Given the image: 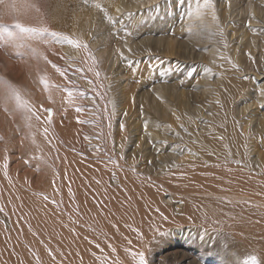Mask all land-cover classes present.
<instances>
[{
	"label": "rangeland",
	"instance_id": "rangeland-1",
	"mask_svg": "<svg viewBox=\"0 0 264 264\" xmlns=\"http://www.w3.org/2000/svg\"><path fill=\"white\" fill-rule=\"evenodd\" d=\"M186 1H188V3ZM254 1L255 0H226V1L225 0H212L211 7L205 8L203 0H193V2H195L197 4V6H196L197 10L194 11V8L192 9L190 7L193 4L192 0H42V8L41 9H42L43 13H41V16H42V18H44L45 22L50 27V29L53 32L58 33L59 35L58 36H52L51 35L49 37V39L46 40L45 37L38 34L37 35L38 38H36L37 41H39L38 43L40 45L46 47V48H49V50L43 49L40 52L34 53V55L37 58L38 63L41 66L40 75L42 78L45 77L46 73H51L52 75L56 76V72H57L55 69L51 70V69L47 68L48 65H51V64L47 63L45 61L44 57H47L48 61H51V62L53 61V63L58 65L62 70H66L65 71V78L72 82V87L74 86V90L76 91L74 93V96H75L74 98L81 100L80 101L81 103L84 101L83 102L84 104L82 103L81 105L88 106V107L91 105V108L94 106L93 108H95V109H96V105L99 103L97 105V107H100V108H98L99 109L98 113H101V114H99L100 118L105 115V112H104V114H102L103 109H104L103 106L105 108L107 107L108 112H109L108 103L110 101L114 102V106H115L114 109L115 110L109 112L110 120H108V122H111V123L107 122V124H106L105 120H102L101 122L103 124L101 123L102 124L101 126L103 127V126H105V124H106V126L109 125L108 127H103V128H106V129L108 128L107 134L111 130V132H112L111 136H112V139L114 142L113 145H115V147L117 145H119L121 142H125L128 139V136H130L132 141L124 149L122 155L127 156V157H131V159L133 161H135L136 163H138V161L141 160V162H143V164L146 165L151 170V172H152L151 174H155V176H158L161 174V171H162L161 169L163 168V164L164 165L167 164L164 161V158H167V159L169 158L168 159L169 162H171V164L176 165V166L180 165L182 163L180 161V159L182 158L183 153H185L186 151H185L184 147L182 145H180V144H182L180 141H181V138L185 137L184 136L185 134L183 135L182 133L183 132L187 133V131L186 130L184 131V129H183V132L180 133V131H179L178 133H176V130H174L175 126L178 125V123L180 122L181 117L186 119V120L189 119L188 121L193 123V125L195 122L196 125H194V126H196V128L194 127V130L196 132H201V131L206 132L207 129H203V128L204 127L206 128L207 124L203 118H205L207 115V112H205L207 107L205 105L208 104L210 95H208V94H206L207 96L203 95V93H201L202 92L201 90H202V88H205V87H203V85L205 86L208 84V87H210L209 83H212L211 85H214V82H217V80H218L216 78L221 77V75H222L221 73L225 72V70L223 71L221 69H216L217 67L216 68L214 67L209 71L208 68H211L213 66L208 65V67L206 68L204 66L205 64L203 63V61H202V63H200V61L204 55L203 53H206V50L204 48L201 50L202 45L201 46L199 45L201 43H198L197 41H196V45H195V43H193L194 39L192 37H193V35L198 34V33L194 32L197 30V28H198V30L196 32H198V31L201 32L202 29L203 30L207 29V31L204 30L201 33L203 34V32L206 31L204 34L207 36V39L209 38V41H211V39H213L212 41H215L216 45L221 46V47L219 46L220 49L222 48V46H225L221 49L222 55L224 53H226V55H228V54L232 55L234 51L235 52L233 55H235V53L238 54L239 51H240L239 52L240 55L243 53L242 56H237V57H241V58H239V60H240L239 63L241 65L240 64L239 65L242 68H244V70L246 71V72L244 71L245 74L241 73V75L244 74L243 77L245 76L247 79L246 82L244 81L245 86H246V83L249 84V82H251L252 85L255 83L254 87L255 86L259 87L260 85H261V87L263 86V84H264V73L261 72L262 70H260V69H264V68H262V67H264V65H263L264 64V51H263L264 50L263 49L264 48V44H263L264 43V37H260V36L262 35V33H263L262 36H264V31L262 32V30H264L263 29L264 28V19H263L264 15L261 16V19H259L260 18L259 17L257 19V21H254L251 19L253 17V13H254V7H255ZM258 1H261V0H256L257 4H258ZM44 2L46 4L47 10L43 6ZM223 2H225V3L223 4ZM225 4H227V5H225ZM97 5H100V7H97ZM187 5H189V7ZM222 5L224 6L225 11H224V9H222L223 8ZM240 5H241V7H240ZM199 6L202 9H200ZM226 6L230 7L231 9L229 8V10H228V7H226ZM236 6H238V7L236 8ZM198 8H199V11H198ZM226 9L228 10V12H226ZM165 10H166V12H165ZM184 10L185 11L187 10L188 12H190L191 16L192 15L195 16L198 13V15H196L197 16L196 18H198L200 22H206L207 21V22L215 23L216 25L218 23V25L217 26L215 25L213 27L209 26L208 28H210V29L204 28L203 26L206 27V24H201V25L198 24V22H199V21H197L198 19L196 20V18L192 16V18H195V20H196V25H195V27H193L192 25H194L195 20H192V22L194 21L192 23L191 22L192 18L189 17V13L187 11L185 13ZM192 11H194V13L195 12L196 13L192 14L193 13ZM216 11H217V13H216ZM129 13H131L132 15L129 16ZM169 13H171V14H169ZM187 13H188V15H187L188 19L185 16ZM213 13L216 17L218 16L219 21L217 20V18L214 19L215 16H213ZM229 13H231V14H229ZM222 14H224L223 18H222ZM232 14L234 17L232 16ZM219 15H221V17ZM225 17H227V18H225ZM157 18H159V19H157ZM229 18H231V19H229ZM247 18H248V20H247ZM200 19H202V20L204 19V20L201 21ZM214 20L217 22H215ZM243 20H245V21H243ZM185 21L188 22V24L184 23ZM253 21H254V23H253ZM236 22H238V26H239L238 30L239 31L237 32L238 34L233 33V35H232V33L229 30V27L232 26L230 24H233ZM42 23L43 22L41 21L40 25H42ZM183 25H184V27L187 25H189V26L185 27L186 28L185 29L183 27ZM197 25H199V26H197ZM190 26H191V30L189 28ZM196 26H197V28H196ZM200 26L202 27L201 30L199 29ZM214 27H216L217 29L216 28L214 29ZM250 27L251 28L253 27L252 29H254V30H251ZM220 28H222V29H220ZM246 28L249 30V33L252 34V35H248L249 38L246 37L247 40H246L245 36L242 37V35L244 33L243 31L246 30ZM214 31H215V33H214ZM190 32L192 33L191 34L192 36L190 35L191 37L188 36V34H190ZM193 32H194V34H193ZM219 32H221V33H219ZM222 32H223V34H225L226 39H225V36L224 37L221 36ZM201 33H199V34L202 35ZM208 34H211V37ZM213 34H215V35L218 34V36H215ZM259 34H260V36H259ZM212 36H215V37H212ZM252 36L256 38V39L254 38L253 42H252ZM64 37H68V38H71V39L78 41L80 43L81 47L77 48L73 45L68 44L66 42V40H64ZM216 37L219 39H216ZM240 37H242V38H240ZM190 38H192V39L190 40ZM236 38L237 39L240 38V39L236 40ZM164 39L165 40L170 39L171 41H174L173 46H174V44H175V46H174L173 50H175V47H177L176 46L177 43L180 46V47L179 46L178 47L182 50V53L181 52L179 53V50H180L179 48H177L178 50L176 49L178 52L176 50L173 51V54L171 55V58L169 59L170 62H172V63H170L169 60H167V58L164 55L163 45L166 46V44H165L166 41ZM161 40H164L165 43H164V41L161 42ZM217 40L219 42L222 41L221 44ZM257 40H258V43L256 44ZM245 41H247V42L250 41V43H247L248 45L246 44L247 45L246 46ZM251 42L253 44L252 46H251ZM254 42H255V44H254ZM204 43H205L204 44L205 48H208V45H207L208 42H204ZM159 44H161V45H159ZM85 45H86V47H85ZM226 45H227V47H226ZM255 45H256V47H254ZM228 46H229V48H228ZM241 46H242V48H240ZM225 48L227 51L225 50ZM129 49L131 51H129ZM240 49H243V50H240ZM228 50L232 51V54ZM244 50L246 53L244 52ZM252 50H253V53H251V54H253V56L250 54V52ZM55 52L60 53L59 56L56 58V60L52 58L54 55H56ZM175 52H176V55H175ZM247 52H249V53H247ZM259 52H262L263 54L259 53ZM201 53H202V56H201ZM179 54H180V59L178 58ZM181 54H182V57H181ZM244 54H247V55L245 56ZM260 54H262V56ZM194 55L196 58L194 57ZM226 55L224 54V57ZM199 56H201V57H199ZM251 56L253 59H251ZM255 57L256 58L259 57L258 60ZM197 58L198 59L201 58V59L196 60ZM242 58H244V59H242ZM254 58L257 61H255ZM260 59H262L263 63L261 62ZM241 60H244V62H242ZM259 60H260V64L257 63ZM254 61L256 63H254ZM69 62H70V64H69ZM191 62H192V65L195 62L193 66L191 65ZM196 62H198V63H196ZM204 62L206 63L205 60H204ZM79 63L83 64V69L85 71V77H82V76H81V78L77 77V75L71 69V66L74 69L79 67V65H78ZM163 63L166 64V65L164 64L165 67H168L170 64V67L165 68V69H167V70H165L164 66L161 67ZM242 63H244L243 64L244 66L242 65ZM186 65H187V68L184 69V73H185L184 74L183 73V67L184 66L186 67ZM200 65H201V69H200ZM245 65H247V69L245 68L246 67ZM43 66H44V69H42ZM151 66H153V67H151ZM254 66L255 67L258 66V68L259 67H261V68L256 69ZM178 67H179V69H178ZM188 67H189V70L187 73L186 69H188ZM192 67H194V69ZM162 68H163V70H162ZM195 68H198L197 71ZM250 68H252L253 70L255 69V70L253 71ZM169 69L172 72L171 74L167 73V72H170ZM202 69H205V71L204 70L202 71ZM213 69H215V70L213 71ZM45 70H46V72L43 73V71H45ZM54 70H55V72H54ZM193 71L196 72V74H197L196 76L193 75V74H195ZM255 71L256 72L259 71L258 72L259 78L256 76L258 73H255ZM164 72H166V75ZM202 72H204L205 74H203ZM207 72L210 73V75L208 74L209 76L206 74ZM214 72H215V75H213ZM249 72L250 73L253 72V73L250 74ZM97 73H99L98 76H97ZM153 73H155V74L152 77L151 74H153ZM176 73H179L182 75L184 74V76H182V75L180 76L179 74L177 76ZM211 73L214 76V78L211 76ZM254 73L256 75H254ZM173 74H174V76H171ZM217 74H219V75H217ZM250 75H252V76H250ZM93 76H96L98 78L97 82H95V80L93 79L94 78ZM158 76H159V78H157ZM186 76H189V77H186ZM201 76H202V79H201ZM247 76H249V77H247ZM253 76L254 77L256 76L258 80L256 78L254 79ZM165 77H167V78L164 80ZM183 77H186V78H184L185 81L183 80ZM187 78H189V79H187ZM192 78H193V80H191ZM208 78L210 80H208ZM148 79H150L151 82H149ZM157 79H161V80H157ZM177 79L178 80L180 79L181 81H178ZM249 79H251V80L248 81ZM152 80H153V82H152ZM168 80H169V82H168ZM260 80H261V82H263V84L260 82ZM77 81H79V82H77ZM161 81L163 82L162 84H161ZM170 82L171 83L174 82L172 84L174 86L173 89H175L177 91L175 93H178V95H180V96H181V94L183 95V93H185L183 95L184 96L183 98L181 96V103H182V99L185 100L186 107H184V105L181 104V106L183 107L182 108L183 111H182L181 106L179 107V105L177 104L178 101H174V100H176V97H174V99H173L171 97L172 96L171 92L167 91V92H165L166 96L168 97V99H170L172 105L170 103L171 106L169 105V109L164 111V113L162 112L163 113L162 114L160 111H163V110L161 107H159L162 103L159 101L160 96L158 97V94L160 95V92H158V94H157V91H161V94H165V93H163L164 88H162L161 85L166 84L163 87H167L168 85H170ZM181 82L184 84H182ZM187 82H188V84H187ZM197 82L200 84H196ZM175 83H177V84H175ZM189 83H191V84H189ZM256 83L257 84L260 83V84L257 85ZM12 84L13 83L11 82V87L13 86ZM153 84H156L157 86L159 85L160 87L159 86L157 87L156 85H154V86H155V88L157 87L160 89L156 88V90H155L156 93L155 92L152 93L153 95L154 94L155 95L151 96L152 95L151 91H153L155 89L154 87H152ZM187 85H190V86H187ZM41 87H43V86L41 85ZM72 87H71V89H72ZM96 87L97 88L100 87L99 90L97 89L99 92L94 90V89H96ZM176 87H177V89H176ZM196 87H197V89H196ZM258 87H257V89H258ZM261 87H259V89ZM58 88L61 89V86H59ZM101 88L103 90H100ZM169 88H171V87L169 86ZM127 89L129 90V92L127 91ZM131 90H134V92L133 91L131 92ZM20 91H19V93H20ZM40 91L41 92H39L35 96L31 97L30 92L27 90L26 91L24 90L23 91V97L21 98L22 100L21 101L18 100L19 104L22 105V110L20 109V111H21L20 117L21 118H19V121H18V119L16 120V123L18 122L17 123V125H18V136H16L14 133V130H12V133L8 134L7 137L5 138V146H4L5 147V154L3 156V160H4L3 162L6 161L5 163H7V164L4 165L5 164L4 163L3 166L8 167V165H9V167H11V162L13 164L15 162H20L21 163L20 168H18L17 170L19 172H22V174H23L22 179L21 178L18 179V181L22 183L21 187L24 188V190L22 189L23 192L21 193L22 197L24 198V196H25V198L28 200V198L36 195L35 198L39 199L41 202L45 201L47 203V206L51 210V211H49V212H51V214L55 213L54 215L58 216V213H56V212H59V216H61L62 213L66 214V210H65L66 207L63 206V208H64L63 209L61 206V204L63 205V203H65V197L63 196L62 192L60 193V191H62V190L60 188L58 189V186L59 187H60V185L62 186V184H61L62 182L59 179H67L68 169L70 167V164L72 163L71 159L76 158V157H79V158L82 157L81 161H83L84 163H88V160H90V161L94 160L96 162H99L100 164H102L101 170L106 171L109 175L111 174V179H114L115 176L113 175L112 170L109 168L111 167V163L114 162L115 160L112 158H109V159L108 158H101V157L96 158L93 156V155L97 154L96 151L102 150L103 152H107L106 150H104V146L106 144L104 145V143H101L98 141L96 142L95 139L98 140V138H99V134L97 132H96V134H95V132L93 134H89L91 136V139H94V138L95 139L93 142L94 144L92 143L90 146H88V148L86 149L87 151L85 150L84 152H77L75 154L68 153L70 146H80V145L79 144L72 145L70 142H68V140H67L66 136H64V134H65V132L69 133V130L67 129L68 130L67 131V130L62 129V126H60L59 130H58L57 125L63 123L65 127H67V128L70 127L69 122L72 121L73 117L71 116L72 112L69 111V109H70V107H73V105H70L69 102L64 100L63 96L60 94L61 93L60 90L57 93L58 95L55 94L54 91H51L50 92L51 95H48L47 97L45 94L46 92H44L43 89L40 88ZM100 91H101V93H100ZM190 91L192 92V94ZM64 92H66V90ZM94 92H96V93L98 92L100 94H98V93L96 94ZM168 92H169V94H168ZM50 97H52L51 99L53 100V102L50 99ZM155 97L157 99H155ZM56 98H57V101L55 100ZM171 98L173 99V101ZM198 98L201 100V103H203L204 105L200 103V100ZM82 99H84V100H82ZM202 99H204V100H202ZM86 101H87V103H86ZM88 101H90V102H88ZM92 101H94V102L92 104H90ZM9 102H10V99H9ZM173 102H176V103L174 104ZM254 102H256V101H254ZM29 103H33L34 104L33 106H35V108L37 109V110H34L35 113L33 112V114H30L29 111L27 113L25 110V107ZM94 103H95V105H94ZM154 103H156L157 108L155 106H154V108L152 107L153 105H155ZM188 103H189V105L187 106ZM247 103H250V106H249L250 109H253V108L256 109L258 107L257 105H259V104H257L255 106V104H254L251 107L252 100H250ZM150 104H152V105H150ZM238 104L235 106V108H236V112L238 110V112L240 114V115L238 114L239 116L238 115L237 116L240 117L241 112H242L241 107H243L242 104L244 105L243 100L241 101V103H238ZM197 105H200V106H198V108H197ZM190 107H191V109L192 108L194 110L196 109V111L193 110L194 112L190 113V112H192ZM45 108H51L52 109V117L53 118H52L51 125H49L47 122V115L48 114L42 110ZM65 108H66V111H65ZM101 108H103V109H101ZM62 109H64V110H62ZM98 109H96V110H98ZM156 110H159V111H156ZM179 110H181V111H179ZM61 111H62V114H61ZM108 112H107V114H108ZM159 112L161 114H159ZM204 112H205V114L200 115V113H204ZM154 114L156 116H153ZM218 114H220V111L218 112ZM111 115H113L115 117V119ZM37 116H39V119H37ZM193 117H194V119H196L195 121H193ZM200 118H202L203 120ZM154 119H155L154 124L156 127H152L150 124H148L149 126L147 125V127H145V130L147 129L148 131L147 130L144 131V127H143L144 122L149 121V120H154ZM30 120L34 121V125H33L32 130H33V132H36V135H37L36 141H34L32 143V145H30V143L28 142L27 136H28L29 132L26 131V129L28 128L27 123ZM69 120H71V121H69ZM161 122L166 123L165 126L163 124H161ZM134 124H136V125H134ZM121 125H123V128H121ZM131 125H132V127H131ZM251 125H252V123L250 124V126ZM10 126H11V123H10ZM133 126L134 127L136 126V129L135 128L132 129ZM129 127H131V128H129ZM157 127L160 129H158ZM45 128L48 129L47 133H45V131H44ZM155 128H157V129H155ZM164 128H165V130H164ZM60 129H62L64 133H62V131ZM166 129L168 132L166 131ZM160 130L164 131V132H161ZM240 130L242 131V127ZM150 131H151V133H150ZM167 133H168V135H167ZM164 134H166V136ZM132 135H134V137ZM29 136H31V132H30ZM168 136H169V138H168ZM160 140L162 141V143H160ZM163 140H165V141L163 142ZM95 142H96V145H95ZM171 143H173V144H171ZM178 143H179V145H178ZM160 144L163 146H161ZM165 145L168 147L166 148ZM89 147L90 148L92 147V148L90 149ZM96 149H98V150H96ZM133 150H135V151H133ZM258 150H259V154H263V156H264V146H262V147L259 146ZM90 151H92V152H90ZM175 152H176V154H175ZM82 153H83V155H82ZM249 155L252 157L251 160L253 161V162H251V164H254L253 165L254 170H251V171H257V173L260 172V175H264V166L262 165V167H260V166L255 164L256 163L255 153L254 154L251 153ZM136 159H137V161H136ZM124 160H126V157H124ZM157 161L158 162L160 161V162L158 163ZM29 162H32V163H29ZM151 162L153 164H151ZM106 165L110 166V167L108 168V167H106ZM165 166H167V165H165ZM153 168H155V169H153ZM38 169H39V172H38ZM36 173L37 174L40 173V174L37 175ZM30 179L34 180L36 183V185L32 188L28 184ZM38 179H42L40 183L37 182ZM214 181H215L214 179H196L193 183L192 188H191L190 184L186 181L178 182L177 186H174V184L166 185V184L160 183V182L159 183L158 182H152L150 180L146 181L147 186L150 187L149 188L150 192L153 193L152 194L153 196H155L153 199H151V201L154 200V203H155L154 205H152L153 209L155 210L157 215L160 216L159 218L163 219L161 217V213H162L163 216L168 217V219L167 220L164 219V221L170 222V223L168 222L167 224H165L166 226L165 225L163 226L164 231L167 229H172L173 232L169 233L170 234L169 236L166 235L165 237H163V236L157 237L155 239L156 241L153 240L151 242L150 240H148V241L146 240L142 244H139L138 249L135 250L136 251L135 253L140 252L141 248H142L141 250L144 249V253H145L144 255H145L146 260L148 261V264H162L163 261L165 262V263L163 262L164 264H215V262L217 260H220L221 264H248L249 258L252 257L253 255L255 257H257L259 254V258H257V260L260 259V256L261 257L264 256L263 255V252H264V250H263L264 249L263 248L264 242L263 241L264 240H262V243L260 242L261 239H264V237H263L264 233L262 232V231H264V229L261 227H259V228L263 229V230L260 233H263V235L261 234L257 238H261L258 240H260L259 242L263 245L258 244V240H257V243L255 241H253V237L249 238V240L243 239V242H237L236 243V239L238 238L239 233L236 234L235 230H230V227L228 228L229 225L227 223L229 210L227 209V205H228L227 203L228 202L226 199L227 188H228L227 183H226V179H221L219 181V185H216L214 183ZM151 182H152V184H151ZM263 182H264V179H263ZM27 186H29V187H27ZM189 187L191 189H189ZM27 188H31L32 191H30L31 189L28 190ZM184 189H187V190H184ZM255 189L258 190V189H260V187L256 186ZM31 192L36 193V194H30ZM150 192H149V194H151ZM31 195H33V196H31ZM60 195H62V196H60ZM54 196H56L57 198ZM25 198L23 199V201H25L24 203H26ZM157 198H159V199H157ZM54 205H55V207H54ZM36 206H38V209L40 207H42L41 205H36ZM50 206H52V208ZM193 207L199 208L202 212H207V214H209V213H212V214L208 216L207 220L201 219L198 216L193 217L192 214H188V212L191 213L190 208H193ZM33 208L36 211L37 207L35 208V205H34V207L32 206L31 210ZM56 208H58L57 211H56ZM187 208H188V210H187ZM156 209H159V212H157ZM41 210H42V208H41ZM213 214L218 215L219 218H213L212 217ZM64 215H62V217ZM2 217H3V219H2ZM2 217H0L2 224L6 228H8V226L10 225V221L8 219V216H5V217L2 216ZM189 217H193V218L189 219ZM28 218H29V216H28ZM263 218H264V216L263 217L261 216L262 220H263ZM61 220L62 221L60 222V224L59 223L58 224L62 227L63 224L65 223V221H64L65 217H63V219H61ZM259 220H260V217H259ZM262 220H260L262 225L259 223L258 226L261 225L263 227L264 220L263 221ZM63 221H64V223H63ZM172 222H173V224H172ZM36 223L39 226H42L45 224V222L41 219H38ZM171 225H173V226H171ZM177 225H179V226H177ZM203 225H207V227L203 226ZM23 226L25 228H27V222H25L23 224ZM201 226H203L209 230L203 231L200 229ZM208 226L212 227V229L209 228ZM258 226L256 228V231L259 229ZM213 228H215L218 231H216ZM169 232H171V230ZM213 232H215V233H213ZM8 233H10V232H8ZM154 233L155 232H153V234ZM182 234L183 235L186 234L187 236H181ZM203 234H206L205 235L206 238L203 236ZM162 237H163V239H162ZM211 237L213 240L211 239ZM159 238L162 240H158ZM209 238H210V240H209ZM201 239H203L202 242H200ZM193 240H194V242H193ZM198 240H200V241H198ZM0 241H2V240H0ZM6 241H7V239L3 240L2 243H5ZM140 245L141 246L147 245V248H146V246H144L145 248L140 247ZM203 247L205 248V250ZM206 247H208V249H210V250H208ZM217 247H218V249H217ZM229 249H230V251H229ZM224 250L225 251L228 250L229 252H227V251L225 252ZM236 250L237 251L240 250L243 253L244 257L242 259L239 257ZM255 252H256L257 256L255 255ZM236 255H237V257H236ZM205 256H206V258H205ZM137 257H135L136 264H138L137 261H139V257L138 258ZM237 259H241V260H237ZM243 259H244V261L246 260L247 263L246 262L244 263ZM239 261H241V262H239Z\"/></svg>",
	"mask_w": 264,
	"mask_h": 264
},
{
	"label": "bare ground",
	"instance_id": "bare-ground-1",
	"mask_svg": "<svg viewBox=\"0 0 264 264\" xmlns=\"http://www.w3.org/2000/svg\"><path fill=\"white\" fill-rule=\"evenodd\" d=\"M261 1H258V4L256 3V0L254 1V6H255L254 7V13L252 12L253 17L251 18L254 21H257V19L259 17H260L259 19H261V16L264 15V0L262 2ZM12 2H15L18 4L23 3V2L33 3V4L40 7V13H39V15H37L34 11H29L27 13V15H25L23 11H16V12H12V13L7 14V15L0 13V25L6 26V30H5V27H0V67H1L0 68V207L4 208V212L0 213V217L8 216V219L10 221V225L8 226V228H6L0 220V240H2V241H0V264H136V262H135L136 260H135V258H133L131 253L136 252L135 250L138 249L139 244H142L146 240L147 241L150 240L152 242L157 237H160V236L165 237L166 235L169 236L170 235L169 233L173 232L172 229H167L164 231L163 226L165 224H167L169 221L166 222V221H164V219L159 218L160 216L157 215V213L153 209L152 205H154L155 203H154V200L151 201V199H153L155 196L152 195L153 193H151L149 190L150 187L147 186L146 181H149V180L152 182L164 183L166 185L174 184V186H177L178 182H180V181L181 182L186 181L190 184V186L192 188L193 183L196 179H214L215 180L214 183L216 185H219V181L221 179H226V183L228 186L226 199L228 202L227 203L228 204L227 209L229 210L227 223L229 225L228 228L230 227V230H235L236 234L239 233L238 238L236 239V243L237 242H243V239L249 240V238H251V237H253V241H255L256 243H257L258 239H261V238H257V237L261 234L263 235V233H264V231H262L264 229V223H263V227H262L261 226L262 223L260 221V220H262L261 216L262 217L264 216V182H263L264 175H260V172H258L259 173L258 174L257 171H251V170H254L253 169L254 164H251V162H253V161L251 160L252 157L249 154L255 153V157H256V163L255 164L260 166V167H262V165L264 166V156H263V154H259V150H258L259 146L260 147L264 146V84L260 80V82L263 84V86L261 87V85H260L259 86V87H261L260 89L257 86L259 90L257 89L256 86H255L256 88L254 87L255 83L252 85L251 82H249V84L246 83V86H245L244 81L246 82V80H247L245 76L243 77V75L245 74L244 73L245 70H244V68H242L240 66L241 64L239 63L240 62L239 58H241V57H237V56H242L243 55L242 52H241L242 53L241 55L239 54L240 51L239 52L237 51L239 55L236 53H235V55H233L235 51L232 54V51L228 50L231 52V54L233 56L229 55V54L226 55V53L223 52L226 55L224 57V54L222 55V53H221V49L225 46H222V48L220 49L221 46L216 45V42L212 41L213 39H211V41H209V38L207 39V36L204 34L207 31V29H204L206 31L203 32V34H202L201 32L204 30L202 29L201 26H200L201 28L199 27L200 30L202 29L201 32H199V31L196 32L198 30L197 26H199V25L196 26L197 30L194 28L196 30L194 32L198 33V34L193 35L192 38L194 39V42L193 41L192 42L195 43V45H196V41L198 43H201V44H199L200 46L202 45L201 50L203 48L206 50V53H203L205 56L203 55V58L202 59L200 58L201 59L200 63H202V61H203V63L205 64V65L204 64L203 65L206 68L208 67V65L213 66L211 68H208L209 71L212 68L217 67L216 69H221L223 71L225 70V72L221 73L222 74L221 77L216 78L218 80H217V82H214V85H211L212 83H209L210 87H208V84L205 86L203 85V87H205V88H202V90H201L202 91L201 93H203V95H206V94L210 95L209 102L207 105H205L207 107V109L205 110V112H207V115L205 118H203L207 124L206 128L205 127L203 128V129H207L206 132L205 131H204L205 133L203 131L196 132L194 130V127L196 128V126H194V125H196L195 122L193 125V123L188 121L189 120L188 118H187L188 120H186V119L181 117L180 122L178 123V125L175 126V129L174 128L173 129L176 130V133H178L179 131H180V133L183 132V129H184V131L185 130L187 131V133H185V132L182 133L183 135L185 134L184 135L185 137L181 138V141L178 139L182 143L180 145H182L186 151L185 153H183L182 158L180 159V161L182 163L180 165L176 166V165L171 164V162H169V160H168L169 158L168 159L164 158V161L167 163L165 165H167V166H165L163 164V168L161 169L162 170L161 174L158 176H155V174H151L152 173L151 170L146 165H144L143 162H141V160L138 161V163H136L135 161H133L131 159V157H127V156L122 155L124 149L132 141L130 136H128V139L125 142H121L119 145H117L115 147V145H113L114 142H113V139L111 136V133H112L111 130L107 134L108 128L107 129L103 128V127L109 126V125L106 126V124H107L108 120H110L109 112L115 110L114 109V107H115L114 102H112L110 100H109L110 101L109 103L107 102L108 107H109V112H108L107 107H106L107 109L104 106H103L104 109L101 108V109H103L102 114H104V112H105V115L100 118L99 114H101V113H98L99 112L98 108H100V107H97V105L99 103L96 105V109H98V110L93 108L94 107L93 105H92L93 106L92 108H91V105L89 107L81 105L84 101L81 103L80 102L81 100L74 98L75 97L74 93L76 91L74 90V86L72 87V82L70 80L66 79L65 75L62 76V75H60V73L56 72V76L52 75L51 73H46L45 77H43V78L41 77V75H40L41 66L38 63V60L35 57L34 53L40 52L43 49L49 50V48H46V47H44L38 43L39 41H37V39H36V38H38V36H37L38 33L37 34L20 33L19 29L15 28V24L19 22V23L24 24L25 26H37V25H39V26L46 27V28H48L49 32L44 33V34H39V35H42L43 37H45L46 40L49 39V37L51 36L50 33H52L53 31L50 29V27L45 22L44 18H42V16H41V13H43L42 9H41L42 8V0L41 1L40 0H12ZM186 2L188 3V1H186ZM192 3L193 4L190 7L192 9L194 8V11H196L197 10L196 9L197 4L195 2H193V0H192ZM224 3L225 2H223V4ZM225 5H227V4H225ZM43 6L47 10L45 2L43 4ZM187 6L189 7V5H187ZM226 7H228V6H226ZM237 7L238 6H236V8ZM240 7H241V5H240ZM199 8L202 9L200 6H199ZM199 8H198V11H199ZM229 8L230 7H228V10H229ZM222 9H224V6ZM228 10L226 9V12H228ZM186 11L184 10L185 13H186ZM194 11H192L193 13L192 12L191 13L195 14L196 12L194 13ZM224 11H225V9H224ZM165 12H166V10H165ZM188 13H189L190 18H192V16L196 18L197 17L196 15H198V13H197L195 16L194 15L191 16L190 12H188ZM188 13L185 15L186 17L188 15ZM216 13H217V11H216ZM169 14H171V13H169ZM229 14H231V13H229ZM223 15L224 14H222V18L224 17ZM213 16H215L214 13H213ZM219 16L221 17V15H219ZM232 16H233V14H232ZM195 18H192L191 22H192V20H195ZM215 18H217V20H218V16L217 17L215 16L214 19ZM225 18H227V17H225ZM157 19H159V18H157ZM187 19H188V17H187ZM197 19L198 18H196V20ZM229 19H231V18H229ZM196 20H195V22L193 21L194 22V25H192L193 27H195V25H196ZM200 20L203 21L204 19L203 20L200 19ZM247 20H248V18H247ZM41 21L43 22L42 25H40ZM197 21H199V19ZM243 21H245V20H243ZM254 21H253V23H254ZM215 22H217V21H215ZM184 23L188 24V22H186V21ZM198 24H200V25L206 24V27L203 26L204 28H208L209 26L213 27L216 25L215 23L207 22V21L206 22H200L199 21ZM184 25H183V27H184ZM217 25H218V23H217ZM230 25H232L229 27V30L232 33V35H233V33H237L239 31L238 30L239 29L238 22L230 24ZM188 26L189 25H187L185 27H188ZM189 28L191 30V26ZM215 28L216 27H214V29ZM247 28H246V30L243 31L244 32L243 35L241 34L242 37L245 36V38H246V37H248V35H252L251 33H249V30ZM252 28H251V30H254ZM208 29H210V28H208ZM220 29H222V28H220ZM263 31L264 30H262V32ZM8 32L14 33V36L9 37L7 35ZM194 32H193V34H194ZM199 33H201L202 35H200ZM214 33H215V31H214ZM219 33H221V32H219ZM191 34L192 33L190 32V34H188V36L191 37L192 36ZM211 34H208V35H210V37H211ZM222 34H223V32H222ZM222 34H221V36L224 37L225 34H223V35ZM213 35H215V34H213ZM262 35H263V33H262ZM262 35L260 36V34H259L260 37H264ZM215 36H218V34ZM215 36H212V37H215ZM242 37H240V38H242ZM192 38H190V40ZM254 38L255 37L252 36V42H253ZM216 39H219V38L216 37ZM225 39H226V36H225ZM239 39L236 38V40H239ZM164 40H161V42H163ZM246 40H247V38H246ZM165 41H166V43H165ZM165 41H164V43L166 44V46H164L162 44L163 50H164V55L167 58V60H169L171 58V55L173 54V51H175L180 46L176 42L177 47H175V50H173L174 46H175V44L173 46L174 41H171L170 39H167ZM204 42H208L207 43L208 48H205ZM221 42L222 41H220L219 43L221 44ZM245 42H246L245 45L247 43H250V41H248V42L245 41ZM252 42H251V46L253 45ZM257 43H258V40H257L256 44ZM254 44H255V42H254ZM159 45H161V44H159ZM242 46L240 48H242ZM226 47H227V45H226ZM254 47H256V45ZM228 48H229V46H228ZM243 49H240V50H243ZM180 50H179V53L180 52L182 53V50L181 51ZM225 50H226V48H225ZM244 52H245V50H244ZM262 52H259V53H262ZM247 53H249V52H247ZM251 53H253V50L250 52V54ZM55 54L56 55H54L52 58L56 60V58L59 56L60 53L55 52ZM262 54H260V55L262 56ZM175 55H176V52H175ZM244 55L246 56L247 54H244ZM251 55L253 56V54H251ZM178 56H179L178 58L180 59V54ZM201 56H202V53H201ZM201 56H199V57H201ZM252 56H251V59H253ZM181 57H182V54H181ZM194 57H195V55H194ZM255 58H254V60H255ZM258 58L259 57H257L256 59L258 60ZM200 59L197 58L196 60H200ZM203 59L206 61V63L204 62ZM242 59H244V58H242ZM262 59H260L261 62H262ZM257 60H255V61H257ZM260 60L257 62L258 64H260ZM241 61L244 62V60H241ZM255 61H254V63H256ZM169 62H170V60H169ZM52 63H53V61H52ZM170 63H172V62H170ZM194 63H193V65H194ZM196 63H198V62H196ZM69 64H70V62H69ZM164 64L165 63H163L161 67H163ZM243 64L244 63H242V65ZM78 65H79V67H77L75 69L72 68L71 65L70 66H71V69L73 70V72L77 75V77H79V78H81V76L85 77V71L83 69V64L79 63ZM191 65H192V62H191ZM245 66H246L245 68L247 69V65H245ZM51 67H52L51 65H48L47 68L53 70L54 68H51ZM151 67H153V66H151ZM168 67H170V64ZM168 67L164 66V69L168 68ZM179 67H178V69H179ZM261 67L258 68V66H256L255 68L260 69ZM185 68H187V65H186V67L185 66L183 67V73H184ZM192 68L194 69V67H192ZM262 68H264V67H262ZM42 69H44V66L42 67ZM195 69L197 71L198 68H195ZM200 69H201V65H200ZM250 69L253 70L252 68H250ZM162 70H163V68H162ZM165 70H167V69H165ZM186 70H187L186 72L188 73L189 67ZM203 70L205 71V69H202V71ZM214 70L215 69H213V71ZM260 70H262L261 72L264 73V69H260ZM169 71H170V69H169ZM45 72H46V70L43 71V73H45ZM54 72H55V70H54ZM258 72L255 71V73H258ZM164 73L166 75V72H164ZM167 73L171 74L172 72L170 71ZM194 73L195 74H193V75L196 76L197 75L196 72H194ZM202 73L205 74L204 72H202ZM241 73H244V74L241 75ZM251 73H253V72H251ZM255 73H254V75H256ZM154 74L155 73L151 74L152 77ZM174 74L171 76H174ZM178 74L179 73H176L177 76H178ZM184 74L183 75L179 74V75L184 76ZM206 74L210 75V73H208V72ZM213 75H215V72L213 73ZM213 75L211 73V76L214 78ZM217 75H219V74H217ZM250 76H252V75H250ZM256 76L258 77L259 73ZM256 76L255 77L253 76L254 79L255 78L257 79ZM93 77H94L93 79L95 80V82H97L98 78L96 76H93ZM167 77H165L164 80ZM186 77H189V76H186ZM186 77H183V80ZM247 77H249V76H247ZM157 78H159V76ZM161 79H157V80H161ZM187 79H189V78H187ZM201 79H202V76H201ZM148 80H149V82H151L150 79H148ZM191 80H193V78ZM208 80H210V79L208 78ZM250 80L251 79H249L248 81H250ZM178 81H181V80L179 79ZM11 82L13 83L12 87H11ZM77 82H79V81H77ZM152 82H153V80H152ZM168 82H169V80H168ZM45 83L47 84V87H45ZM162 83L163 82L161 81V84ZM172 83H174V82H172ZM172 83L170 82V85L167 84L168 85L167 87H163L166 84L161 85L162 88H164L163 93H165L167 91L171 92V95H172L171 97L173 99H174V97H176V100H174V101H178L177 104L179 105V107L181 106V104H183L184 107H186L185 100L182 99V103H181V96L183 98L184 97L183 95L185 93H183V95L181 94V96L178 95V93H175L177 91L175 89H173L174 86ZM175 84H177V83H175ZM182 84H184V83H182ZM187 84H188V82H187ZM189 84H191V83H189ZM196 84H200V83L197 82ZM259 84H257V85H259ZM41 85L43 87H41ZM154 85H156V84H153L152 87L155 88ZM59 86H61L62 90L58 88ZM169 86L171 88H169ZM187 86H190V85H187ZM71 87H72V89H71ZM40 88L43 89L44 92H46L45 93L46 97L48 95H51V93H50L51 91H54L55 94H57L58 91L60 90V92H61L60 94L63 96L64 100L69 102L70 105H73V107H70V109H69V111L72 112L71 116L73 117L72 121L69 120V121H71V122H69L70 127L69 128L65 127L63 123L57 125L58 130H59L60 126H62V129H64V130H67V129L69 130V133L65 132V134H64V136H66L68 142H70L72 145H76V144L80 145V146H70L68 153L75 154L77 152H84L88 148V146H90L94 142V139H95V138L91 139V136L89 134H93L94 132L96 134V132H97L99 134V138H98V140L97 139H95V140H96V142L98 141V142L104 143V145L106 144L105 146L104 145L103 146H104V150H106L107 152H103L102 150L96 151L97 154H95L93 156L96 158L97 157L108 158V159L112 158L115 160L114 162L111 163L112 168L110 166L106 165V167H108V168L110 167L109 169L112 170L113 175L115 176L114 179H111V174L109 175L106 171L101 170L102 164H100L99 162H96L94 160L90 161L87 159L88 163H84L83 161H81L82 157L81 158L76 157V158L71 159L72 163L70 164V167L68 169L67 179H59L62 182L61 183L62 186L61 185H60V187L58 186V189L60 188L62 190V191H60V193L62 192L63 196L65 197V203H63V205L61 204L62 208H63V206L66 207V209H65L66 214L62 213V215L65 214L63 216V217H65V220H64L65 223L63 221L64 227L63 226L61 227L59 225L60 222L62 221L61 219H63L62 215L60 214L61 216H59V212H56V213H58L59 217L57 215H54L55 213L51 214V212H49L51 210L47 206V203L45 201L41 202L39 199L35 198L36 195L35 196L31 195L33 197L28 198V200L24 196V198L26 200V203H24L25 202V201H23L24 198L21 195L24 188L21 187L22 183L18 181V179H20V178L22 179L23 174H22V172H19L17 170L18 168H20L21 163L15 162L13 164L11 162V167H9V165H8V167L3 166V164L6 162V161L3 162L4 161L3 156L5 154V147H4L5 146V138L7 137L8 134L12 133V130H14L15 135L18 136V125H17L18 122L16 123V120L18 119V121H19V118H21L20 117L21 116L20 109L22 110V105L19 104V101L22 100L21 98L23 97V91L24 90L29 91L31 97H33L36 94H38L39 92H41ZM99 88L96 87V89H94V90L98 91ZM156 88L154 90L152 89L153 91L150 90L151 94L155 92ZM157 89H160V88H157ZM176 89H177V87H176ZM196 89H197V87H196ZM63 90L64 91L66 90V92H64ZM100 90H103V89L101 88ZM19 91H20V93H19ZM127 91L129 92L128 89H127ZM132 91L134 92V90H131V92ZM158 92H160V95L158 94ZM169 92H168V94H169ZM69 93H71V95H69ZM94 93H96V92H94ZM100 93H101V91H100ZM100 93H98V94H100ZM17 94L19 95V101L17 99ZM157 94H158V97L160 96L159 101L162 103L159 107H161L163 111H160V112L164 113V111L169 109V105H170L171 101L166 96V93L161 94V91H157ZM191 94H192V92H191ZM154 95L152 94L151 96H154ZM51 98L52 97H50V99ZM9 99H10V102H9ZM155 99H157V98L155 97ZM173 99H172V101H173ZM55 100L57 101V98ZM82 100H84V99H82ZM202 100H204V99H202ZM242 100H243L244 105L242 104L243 107H241V109H242L241 116L238 117L240 114H239L238 110H237L238 113L236 112L235 106L238 103H241ZM250 100H252L251 107L254 104H255V106L257 104H259V105H257L258 107L256 109H254V108L250 109L249 108L250 103H247V102H249ZM254 101H256V102H254ZM52 102H53V100H52ZM88 102H90V101H88ZM93 102L94 101H92L90 104H92ZM86 103H87V101H86ZM173 103L175 104L176 102H173ZM200 103H201V100H200ZM154 104L155 105L152 106L153 108H154V106L155 107L157 106L156 103H154ZM201 104H203V103H201ZM28 105L25 107L26 112L28 113V111H29L30 114H33V112L35 113L34 110H37V109L35 108V106H33L34 104L29 103ZM94 105H95V103H94ZM150 105H152V104H150ZM171 105H172V103H171ZM188 105H189V103L187 104V106ZM198 106H200V105H197V108H198ZM182 108L183 107L181 106V110H182ZM190 109H191V107H190ZM62 110H64V109H62ZM181 110H179V111H181ZM191 110H192V112H190V113H193L194 111H196V109L194 110L193 108ZM65 111H66V108H65ZM156 111H159V110H156ZM219 111H220V114H218ZM107 112H108V114H107ZM160 112H159V114H161ZM205 112L200 113V115L205 114ZM61 114H62V111H61ZM111 116L115 119V117L113 115H111ZM153 116H156V115L154 114ZM194 117H193V121L196 120V119H194ZM200 119H202V118H200ZM102 120H105V123H106L105 126H103V127L101 126L103 124L101 122ZM154 121H155V119L145 121L144 126H143L144 131L147 130V129L145 130V125L147 127V125L150 124L152 127H156L154 124ZM10 123H11V126H10ZM108 123H111V122H108ZM251 123H252V125L250 126ZM161 124H163L165 126L166 123L161 122ZM33 125H34V121L30 120L27 123L28 128L26 129V131L29 132V134L31 132V136H29V134L27 136L28 142L30 143V145H32V143L34 141H36V137H37L36 132H33V130H32ZM132 125H131V127H132ZM134 125H136V124H134ZM131 127H129V128H131ZM241 127H242V131L240 130ZM134 128L136 129V126L135 127L133 126L132 129H134ZM157 128H155V129H157ZM62 129H60V130L62 131V133H64ZM158 129H160V128H158ZM164 130H165V128H164ZM151 131H150V133H151ZM166 131H167V129H166ZM161 132H164V131H161ZM164 135L166 136V134H164ZM167 135H168V133H167ZM132 136L134 137V135H132ZM168 138H169V136H168ZM164 141L165 140H163V142ZM96 142H95V145H96ZM160 143H162L161 140H160ZM171 144H173V143H171ZM178 145H179V143H178ZM161 146H163V145H161ZM165 147L167 148L168 146L165 145ZM98 149H96V150H98ZM133 151H135V150H133ZM90 152H92V151H90ZM175 154H176V152H175ZM82 155H83V153H82ZM124 157H126V160H124ZM136 161H137V159H136ZM29 163H32V162H29ZM6 164L7 163H5L4 165H6ZM151 164H153V163L151 162ZM153 169H155V168H153ZM38 172H39V169H38ZM39 174H37V175H39ZM41 180L42 179H38L37 182L40 183ZM152 182H151V184H152ZM28 184L30 185L31 188L36 185L35 181L31 180V179L29 180ZM256 186L260 187V189L256 190L255 189ZM27 187H29V186H27ZM31 188H27V189L30 190ZM191 188L189 187V189H191ZM184 190H187V189H184ZM30 191H32V189ZM149 192L151 194H149ZM30 194H36V193L31 192ZM60 196H62V195H60ZM54 197H56V196H54ZM159 198H157V199H159ZM229 201H230V203H229ZM31 205L33 207L35 205V208L37 207L36 211L34 208H33L34 210L33 209L31 210V208H32ZM36 205H41L42 207H40L38 209V206H36ZM50 207L52 208V206H50ZM54 207H55V205H54ZM41 208H42V210H41ZM57 210H58V208H56V211ZM187 210H188V208H187ZM190 211H191V213L188 212V214H192L193 217L198 216L199 218L204 219L203 215H202L203 212L199 208L193 207V208H190ZM211 214L212 213H209L208 216ZM28 216H29V218H28ZM193 217H191V218H193ZM212 217L213 218H219L218 215H216V214H213ZM259 217H260V220H259ZM2 219H3V217H2ZM38 219L43 220L45 222V224L42 226H39L36 223ZM263 220H264V218H263ZM25 222H27V228H25L23 226V224ZM259 223L261 224L260 226H258ZM172 224H173V222H172ZM171 226H173V225H171ZM203 226L207 227V225H203ZM203 226H201L202 228L200 227L201 230H203V231L209 230ZM257 226H258V228L261 227L263 229L259 228L256 231ZM208 227L212 229V227H210V226H208ZM213 229H215V228H213ZM170 230H171V232H169ZM216 231H218V230H216ZM261 231L263 233H260ZM8 232H10V233H8ZM153 232H155V233L153 234ZM161 233H164V234L161 235ZM213 233H215V232H213ZM205 235L206 234H203L204 237H205ZM181 236H187V235L182 234ZM163 237H162V239H163ZM263 237H264V235H263ZM5 239H7V241L5 243H2L3 240H5ZM162 239L159 238L158 240H162ZM211 239H212V237H211ZM202 240L203 239H201V241L200 240H198V241L202 242ZM209 240H210V238H209ZM262 240H264V239H261V241L258 240V244L263 245V244H261ZM193 242H194V240H193ZM97 245H99V247H97ZM144 246H146V248H147V245H144ZM144 246L140 245V247L145 248ZM206 248L208 249V247H206ZM112 249H115V252H113ZM141 249H140V252L143 251V253H144V249L143 250H141ZM217 249H218V247H217ZM204 250H205V248H204ZM208 250H210V249H208ZM49 251H51V253L54 255L55 259H53V255H49ZM226 251L229 252L230 249H229V251L228 250H226ZM237 254L239 255V257L241 259L244 257L243 253L240 250L237 251ZM255 255H256V252H255ZM263 255H264V252H263ZM236 257H237V255H236ZM205 258H206V256H205ZM250 258H249L248 264H251ZM256 258H259V254ZM241 259H237V260H241ZM244 259H243V262L247 263V261L246 260L244 261ZM258 261H259V264H264V256H262V257L260 256V259H258ZM163 262H162V264L165 263V262L164 263ZM239 262H241V261H239ZM218 263L221 264V261L217 260L215 262V264H218Z\"/></svg>",
	"mask_w": 264,
	"mask_h": 264
},
{
	"label": "snow or ice",
	"instance_id": "snow-or-ice-1",
	"mask_svg": "<svg viewBox=\"0 0 264 264\" xmlns=\"http://www.w3.org/2000/svg\"><path fill=\"white\" fill-rule=\"evenodd\" d=\"M203 2H204L205 8H207V7L211 6L212 0H203ZM97 7H100V5H97ZM16 11H23L25 15H27V13L29 11H34L37 15H39L40 7L33 4V3H29V2H23V3L18 4V3L12 2V0H0V13L7 15V14H10V13L16 12ZM131 15L132 14L129 13V16H131ZM0 27H5V30H6V26L0 25ZM15 28L19 29L20 33H28V34H37V33L38 34H44V33L49 32L48 28H46V27L39 26V25H37V26H25L24 24L19 23V22L15 24ZM50 34L52 36H58L59 35L58 33H55V32H52ZM7 35L9 37H13L14 33L8 32ZM64 40H66V42L68 44L73 45L77 48L81 47L80 43L74 39L64 37ZM85 47H86V45H85ZM129 51H131V50L129 49ZM44 59L47 63L51 64L52 68H54L58 73H60V75H62V76L65 75L66 70H62L58 65L52 63L51 61H48L47 57H44ZM98 75H99V73H97V76ZM45 87H47L46 83H45ZM69 95H71V93H69ZM17 99L19 100L18 94H17ZM42 110L48 114L47 115V122L49 125H51L52 118H53L52 117V109L51 108H45ZM37 119H39V116H37ZM145 127H146V125H145ZM121 128H123V125H121ZM44 131H45V133H47L48 129L45 128ZM229 203H230V201H229ZM156 211L159 212V209H156ZM3 212H4V208L0 207V213H3ZM202 215H203L204 220L208 219L207 212H203ZM161 217L165 220L168 219V217L163 216L162 213H161ZM189 219H191V217H189ZM177 226H179V225H177ZM163 234L164 233H161V235H163ZM97 247H99V245H97ZM112 251L115 252V249H112ZM49 255H53L51 253V251H49ZM131 255L133 256V258H135L137 256L139 257L138 264H148V261L146 260L143 252H138V253L132 252ZM53 259H55L54 255H53ZM250 262H251V264H259V261L254 256L250 258Z\"/></svg>",
	"mask_w": 264,
	"mask_h": 264
}]
</instances>
